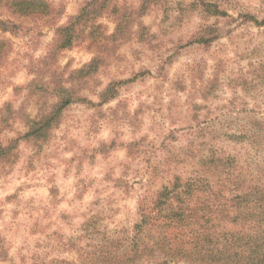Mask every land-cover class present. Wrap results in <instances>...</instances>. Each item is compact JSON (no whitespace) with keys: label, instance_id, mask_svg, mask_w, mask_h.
Instances as JSON below:
<instances>
[{"label":"clouds","instance_id":"obj_1","mask_svg":"<svg viewBox=\"0 0 264 264\" xmlns=\"http://www.w3.org/2000/svg\"><path fill=\"white\" fill-rule=\"evenodd\" d=\"M0 264H264V0H0Z\"/></svg>","mask_w":264,"mask_h":264}]
</instances>
